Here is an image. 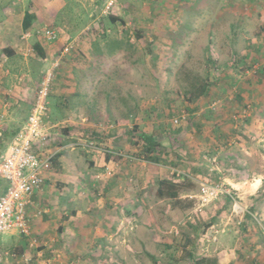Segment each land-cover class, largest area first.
<instances>
[{
    "label": "rangeland",
    "instance_id": "1",
    "mask_svg": "<svg viewBox=\"0 0 264 264\" xmlns=\"http://www.w3.org/2000/svg\"><path fill=\"white\" fill-rule=\"evenodd\" d=\"M42 1L51 4L52 10V3L61 5L60 9L55 8V17L52 14L51 20H58L60 25L59 21L67 19L72 27L70 39L80 38V43L82 39H90V43H94V64L98 63L101 71L107 68L106 60L109 59L110 71L100 73L97 70L94 78L97 81L103 75L107 78L112 76L108 84L109 103L112 108L121 110L112 113L117 117L110 120L114 127L102 126L103 131L111 135L107 145H100L94 140V146H102L108 151L92 148L96 154L104 155L102 160H98L103 164L94 167L92 185L114 179V187L121 186L125 194L123 204L127 206L121 213L124 214L123 228L107 234L106 227L109 226L104 227L101 223L105 213L99 207L93 209V204L96 201L99 204L102 195L97 193L96 199H84L85 204L81 206L85 211L84 231L78 232L79 235L72 239L68 234L65 242L69 246L64 249V243L60 245L55 232L51 239V236L47 240L37 238L33 245L28 237L21 234H0V251L18 253L14 259L4 258L0 264H192V258L203 257L208 259V264H264V209L251 210L253 215L245 221L246 204H254L257 208L259 198L264 199V182L261 190L253 194L252 183L246 181L254 178L264 181V122L261 121L263 117H259L264 109H260L262 114L257 112V107L264 103L259 101L264 94V86L257 88L263 83V79L259 81L257 76L264 69L260 67L264 66V0H115L108 14L105 12L110 0H0V7L11 10L18 20L31 7L34 9L32 12L37 14V4ZM110 14L124 20L112 22L108 17ZM231 23H236L235 28H230ZM44 28L57 29L59 36L67 33L47 22L39 23L33 29ZM139 33L141 36L137 35ZM29 35L27 38L22 35L20 47L23 41L24 44L20 51L24 55L27 48L32 51L36 43L29 40L33 33ZM37 36L43 43L47 41L42 34ZM59 36L61 44L55 42L52 47H47L46 59L62 55L67 41L65 38L62 42L63 37ZM118 46L119 49H115ZM75 51L73 48L65 55ZM208 57L218 59L221 64L228 59H257L253 67L248 68L250 76H247L257 84L252 87V82L248 81L253 92L251 97L254 100L250 97L253 106L248 104L243 112L247 117L253 114L256 118L252 131L255 139L249 143L251 157L254 155L252 149L256 156L247 160V169L260 175H249V179L244 181L246 185L240 190L227 184L234 195L228 205L222 196L221 200L198 212L194 196L200 190L199 180L210 174L205 173L207 175L200 178L193 175L192 166L198 161L197 155L201 154L209 173H213L220 155L223 166L227 168L230 163L233 164L232 157L244 159L247 154L242 144L224 143L217 139L214 127H217L216 121L221 115L217 111L225 108V99L211 97L215 88L210 95L199 99L194 97L192 101L188 99L187 92L192 85L199 87L206 75L209 78L215 72L214 69L209 71ZM0 59L8 58L2 55ZM221 64L213 65L215 69L217 67L216 72L224 71ZM228 71L233 74L234 67ZM241 71L246 70L235 69L238 74ZM241 76L240 81L234 82H246ZM93 80H86V88L92 87ZM229 86H225L227 93H231ZM226 113L227 110L222 114ZM210 118L213 120L204 121ZM229 120L231 134L236 136L238 128H234L235 122H231V118ZM202 123L206 125L202 126ZM141 132L155 136L163 144L158 149L161 156L159 163L150 162L145 157ZM206 137H211L213 143L205 146ZM111 151H120L124 156H116L113 162L106 160L105 155L112 154ZM109 164L114 167L111 175L105 168ZM174 169L179 170L181 175L178 176L177 171L173 173ZM163 178L187 185L186 194L192 195L180 198L182 205L176 207L173 206L174 200L160 199L157 190L159 180ZM182 190L179 189L180 193ZM141 199L144 206L138 204ZM219 201L224 205L220 206ZM215 203L218 209L223 207L220 215L218 212L214 215ZM109 215L112 216V213ZM92 221L95 222L93 225ZM92 242L97 243L94 250ZM72 245L76 248L70 250ZM21 246H24V251L20 253L16 248ZM68 251L72 254H67Z\"/></svg>",
    "mask_w": 264,
    "mask_h": 264
},
{
    "label": "crops",
    "instance_id": "2",
    "mask_svg": "<svg viewBox=\"0 0 264 264\" xmlns=\"http://www.w3.org/2000/svg\"><path fill=\"white\" fill-rule=\"evenodd\" d=\"M64 3L65 2H62V5L66 6V3ZM44 4L46 6L41 7V5ZM52 4L54 10H52L51 4H46L43 1L37 4L40 8L37 6L38 9L36 10L38 13L36 14V20L31 27L33 30L31 32L34 36L29 39L30 42L32 40L33 43L40 42L45 53L47 52V47H52V43H54V45L55 42L61 44V38L55 41L47 40L43 43V40L37 36V33L33 29L38 26L39 23L47 22V24H53L59 30L62 29L67 32L65 35L63 34L59 36L63 37V40H61L62 42L65 38L67 41V39L71 37L69 35L72 34V27L67 19L59 21L60 25L57 22L58 20L52 22L51 15L53 14L55 17V8L60 9L61 7L60 4ZM46 7L47 9H45ZM32 9L33 8L31 7L27 9V11L32 12ZM27 11L16 20L11 10L0 7V56L5 55L8 58L0 59V115H2V117H0V137L4 133L16 129L18 130L19 128L18 131H20L23 128L32 110L34 101L37 98V91L41 86L47 71L53 69L55 73L53 74L51 90L48 97V114L44 117V124L48 129H52L50 130L47 143L36 142L33 148L35 152L41 156H47L48 154H54V156L52 158L51 167L45 173L44 185L40 190L34 193L32 197L33 204L29 205L28 211L32 222V236L47 240L46 238L51 236V239L52 233L55 232L54 235L59 240L60 245H62L61 242L64 243L63 245L65 246L62 247V249H64V247L69 246V244L65 242L67 241L68 234L72 239V237H77L79 235L78 232L84 231L85 218L83 215H85V211L84 208L81 207L85 204L84 199L88 201L91 198L96 197L97 193L102 195V199H99L100 205L97 201L93 204V209L99 207L102 209L101 212L105 213L102 214L103 216L101 220H103L101 223L104 227L109 226L106 227V233H116L123 228L121 222L124 218V214L121 213L125 212L127 206L123 204L125 194L123 190L120 189L121 186L114 187V179L112 181L109 180L104 184L98 183L96 186L95 184L92 185L95 179L94 167L103 164L98 162V160H102L104 155L96 154L92 149L88 150L86 148L88 147L86 146V144H88L87 142H94L95 139L100 145H107V140L111 135L98 129V127L100 123H112L110 120L115 118L113 116L115 114L112 115V113H114V111L120 112L121 109L116 110L117 108H112L109 103L111 101L108 84L112 76L108 75L109 78H107L103 75L95 81L94 73H96L97 70L100 73H104L106 70L110 71L108 67L109 59L106 60L107 68H104L103 71H101L98 67V63L96 65L94 64L96 62L92 50V45L94 43H90V39H82L81 43L79 42L75 47V52L63 55L61 56V59H58V57L56 58V56L54 59H46L47 54L44 59L43 57L38 56L34 49L31 51L28 48L25 55L21 53L20 48L24 44L23 41V44L20 47L23 35L21 33L25 31L23 29V19ZM49 11H54V13H50ZM120 20L124 19L121 18ZM235 26L236 23H231L230 28H235ZM29 40L25 41V44L28 43ZM96 45H98V43H96ZM115 49L119 48L117 47ZM23 50H25V48H23ZM80 56L83 57V59H78ZM217 60L218 59L206 60L211 66V70L209 71L214 69L215 72L209 79L210 82L213 79L214 83L209 84L208 92L203 95H210V92L215 88V92L211 93V97L218 100H220L221 97L225 99L223 102L225 108L222 111H217V113H221V115L219 121H216L215 126L217 127H214V132L220 142L242 144L244 147L243 149L247 154L246 157H244L246 160L241 157H232L231 162H233V164L230 163L227 168L223 166L224 161L222 160V155H220V159L217 161L215 169L216 172L221 175L222 181L231 185L233 188L240 190L241 187L246 185V182L244 181L249 179V175H260L257 171L247 169V160L256 156L255 153H253V151H255L254 149H252V154H254L252 157L250 155L251 151H249V143L251 140L255 139L252 131L254 129L253 123L256 121V118H253V114H251L250 117H247V114H244L243 112L248 104L253 106L252 101L254 100V97H251L253 92L248 85L249 82L251 83L253 81V78H247V76H250L248 74V68L253 67L257 59H228L222 64ZM212 62L213 65L221 64V69L224 71L216 72L217 67L215 69L213 65H211ZM233 67L234 73L231 74L228 70ZM238 67L246 71H241V74H238L235 72V69ZM260 67L264 68V66ZM260 67L258 69H260ZM241 75L244 76L246 82L242 81L235 83L240 81L239 77ZM88 79H94L91 88H86V80ZM261 79H263V83L260 87H257L259 89L264 86V69H261L257 76V80L260 81ZM251 84L252 87L257 85L255 82H252ZM228 85H230L228 91L231 93H227L226 91L225 86ZM231 85L233 87H231ZM120 98H122V96ZM259 101H264V94ZM261 108L264 109V103L257 107V112L260 114H262V111L260 110ZM225 110H227L228 113L222 114ZM253 111L254 109L252 112ZM259 117H263L261 119L263 123L264 112ZM229 118H231V122H235L234 128H238V134L236 136L231 134ZM208 120L213 119H205L204 121ZM62 121H65L67 125L59 126V123ZM205 125L206 123H202V126ZM14 137L6 142L7 146L13 141ZM211 137H206V141L208 140L209 142L207 141L205 146L213 143ZM262 140L264 139L262 138ZM214 143L218 145L216 139H214ZM108 147L110 148V146ZM84 148L86 150H84ZM217 149L219 150L220 148L217 147ZM82 155H84L83 158ZM107 155L109 154H106V157H104L106 160H111L113 162L116 158L112 155H109L110 157L107 158ZM239 163L244 167L238 166ZM241 167H243L242 170H240ZM262 174H264V171ZM246 181L252 183L253 187H251L254 190L253 194L261 190L262 183L264 182L262 178H254L252 181ZM6 189L7 182L0 179V193L5 192ZM115 190L117 192H115ZM190 195L192 194L185 193L182 194L180 198H184L185 196L189 197ZM142 201L143 200L141 199L138 202L140 206H144ZM258 201L260 204H258L257 208H255L254 204H246L247 212L245 213V221L247 220L246 218L248 215L250 218L251 215H253L254 212L251 210L264 209V199L259 198ZM181 205L182 201L177 204V206ZM38 209L42 210L40 215L36 214ZM113 209L115 210L112 212ZM114 212L116 214H114ZM110 213H112V216L109 215ZM91 223L93 225L95 222L92 221ZM92 229L95 228L92 226ZM102 241L106 244L105 238H103ZM91 246V248H93L92 250H94V248L97 247V243L92 242ZM104 247L102 246L103 249ZM74 248H76L75 245H72L69 249L72 250ZM99 249L97 250L99 251ZM69 253L72 254L71 251H68L67 254ZM93 254L95 253L93 252Z\"/></svg>",
    "mask_w": 264,
    "mask_h": 264
},
{
    "label": "built area",
    "instance_id": "3",
    "mask_svg": "<svg viewBox=\"0 0 264 264\" xmlns=\"http://www.w3.org/2000/svg\"><path fill=\"white\" fill-rule=\"evenodd\" d=\"M115 5V0H110L106 5V14L110 12ZM30 31H26L23 37H29ZM35 32L42 34L48 41H55L58 39V30L53 28L38 29ZM72 39V40H71ZM70 37L67 39L65 48L62 50V55L78 45L79 39ZM61 56L58 59H61ZM53 80V69L48 70L41 86L38 89L37 98L34 101L32 110L25 122L23 128L16 134L13 141L7 146L5 151L0 155V179L7 182V189L0 193V234H21L30 239V244L37 242V237L32 236V222L28 211L29 205L33 204V195L40 190L45 182V173L51 167L52 158L54 154L41 156L34 150L36 142L47 143L49 139L48 129L44 124V117L48 114V97L51 90ZM2 117V115H0ZM182 118L184 116L182 115ZM108 124V125H107ZM67 125L65 121L59 123V126ZM102 126L106 128L114 127V124L100 123L98 129L103 130ZM105 128V127H104ZM86 146L101 151H108L102 146H94V142L86 144ZM111 153L114 156H124L120 151ZM134 158V157H132ZM141 160V159H138ZM106 171L108 175L113 172V166L107 165ZM177 171L180 176L179 170ZM107 175V176H108ZM106 176V174H104ZM106 176V177H107ZM100 178V174L98 175ZM200 190L194 197L196 199V211H203L205 206L218 200L223 195H229L234 198L230 187L224 181L209 182L207 180L199 181ZM42 213L38 209L37 215ZM18 253L0 251V261L4 258L14 259ZM25 255V254H24ZM22 255V257L24 256Z\"/></svg>",
    "mask_w": 264,
    "mask_h": 264
},
{
    "label": "trees",
    "instance_id": "4",
    "mask_svg": "<svg viewBox=\"0 0 264 264\" xmlns=\"http://www.w3.org/2000/svg\"><path fill=\"white\" fill-rule=\"evenodd\" d=\"M108 17H109V19L112 22H115V23L121 19V17H117V16L111 15V14L108 15ZM35 20H36V14L34 12L27 11L25 13V16H24V19H23V29L25 31L32 30L31 27H32V24L34 23ZM137 35L141 36L140 33L137 34ZM119 47L120 46H118V48ZM34 50L38 54V56L45 58L46 53H45V50L42 47V45H41L40 42H36L34 44ZM207 59H213V58L208 57ZM211 65H213V62L211 63ZM210 77L209 78L206 77L204 79V81L201 82V84H200L199 87H194L192 85V89L187 92L189 94L188 99L190 101H192L193 100L192 98H194V97L197 98V99H199L206 92H208L209 84L210 83H214V80L213 79L210 82V80H209ZM18 130L16 129L14 131H11V132L2 134V136L0 137V155L3 152V150L5 149V147L7 146L6 142H8L14 136H16V134L19 132ZM140 138L145 142V145H144L145 146L144 147L145 157L150 162L159 163L161 161V156L159 155L160 152L158 151V149H160L163 146V144L160 141H158L155 136L150 135V134H146V133H143V132H141ZM108 154L109 155H112L110 153H108ZM109 155H107V158L110 157ZM197 158H198V161H196V163H195L196 165H193L192 166V172H193V175L195 177L200 178L205 173H208L210 175H207V174H205V175H207L209 177H207V178L204 177L201 180H207L209 182H219V181H222L221 180V175L218 174L217 172L209 173V170L207 169L208 166L205 165V159L200 154L197 155ZM238 166H243V165H241L239 163ZM243 167H241L240 170H242ZM188 180H191V179L188 178ZM189 183H191V182H189ZM180 188L183 189L182 190V193H180V191H179ZM188 188L189 187L187 185L186 186H182V185H180V183L175 182L172 179L163 178V179H160L159 180V187H158V190H157V196L160 199L170 198V199L174 200L173 201V204H174L173 206L176 207L177 204H179L181 202L180 200H182V199H180V196L182 194L187 193L188 192ZM223 196H224V199H225V203H227V205H228L231 202L232 197L229 196V195H223ZM261 196H263V195H261ZM219 200H221V199H219ZM216 201H218V200H216ZM217 203H215L216 210L214 211V213H215L214 215L217 214L216 212H218V214L220 215L221 214V211L223 210V207H221L220 209H218L217 208V205L219 204L220 206H222L224 204L222 202H220V201H219L218 204ZM217 209H218V211H217ZM248 218H250L249 215H248V217L246 219H248ZM212 225L215 226V224H212ZM206 228H204V231H203L204 234H205V229ZM208 229H210V228H208ZM23 237H26V236L23 235ZM23 247L24 246H21L19 249L16 248V250H18V252L21 253V252L24 251V248ZM208 262L209 261H208V259L206 257H203V258H200V259H198V258H192V264H208Z\"/></svg>",
    "mask_w": 264,
    "mask_h": 264
}]
</instances>
